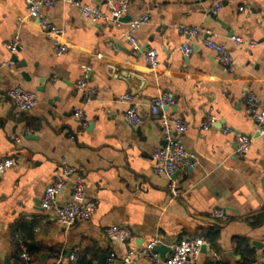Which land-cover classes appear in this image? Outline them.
<instances>
[{"label":"crops","instance_id":"crops-1","mask_svg":"<svg viewBox=\"0 0 264 264\" xmlns=\"http://www.w3.org/2000/svg\"><path fill=\"white\" fill-rule=\"evenodd\" d=\"M78 1L107 11L109 0ZM127 1L118 26L86 23L67 2L41 9L65 29L60 40L66 51L57 56L54 43L27 17L25 0H0V160L15 161L0 176V264H66L74 247L79 264H105L110 251L120 260L127 247L107 237L105 229L112 226L127 227L136 247L159 238L161 258L180 239L202 237L208 245L188 264H264V138L256 135L242 101L250 93L264 99V0ZM218 1L217 15L208 14ZM141 15L149 21L136 38L142 51L157 50L156 68L122 36L127 23ZM178 25L209 30L231 54L235 71L215 60L202 44L203 34L180 35ZM232 36L256 44L238 46ZM15 37L18 48L10 55L6 44ZM186 42L193 49L188 56L179 50ZM84 78L96 89L92 97L75 87ZM16 87L38 98L17 122L29 131L18 144L9 139L16 127L6 96ZM163 92L175 98L169 112L186 125L182 143L195 157L193 168L172 175L180 194L172 202L168 178L154 172L151 158L164 141L148 104ZM124 94L137 106L138 127L123 120ZM74 108L84 111V127L74 119ZM210 115L216 122L204 130ZM224 127L230 132L224 134ZM237 134L251 140L243 155L234 153ZM62 158L80 169L86 198L97 202L92 217L70 229L40 208ZM74 182L68 179L59 204L67 202ZM213 209L225 218H212ZM21 246L30 262L18 257Z\"/></svg>","mask_w":264,"mask_h":264},{"label":"built area","instance_id":"built-area-1","mask_svg":"<svg viewBox=\"0 0 264 264\" xmlns=\"http://www.w3.org/2000/svg\"><path fill=\"white\" fill-rule=\"evenodd\" d=\"M59 2H67L74 6L84 22L89 24H111L118 26L127 9V0H109L107 1V11L101 10L97 6H92L78 0H25L27 5V17L35 22L42 30L45 37L54 43V50L57 56L62 55L66 51V45L60 39L64 37L65 29L52 24L48 18L41 12V9H50ZM222 7V2L214 3L209 9L208 14L217 15ZM239 10H242L240 8ZM149 21L148 15H141L130 20L122 36L131 47L132 50L140 52L146 64L151 68H156L158 65L157 50L150 48L142 51L141 44L136 38L137 30L147 24ZM177 31L180 35L188 37H196L200 33L203 34V46L211 51L215 60L222 64L226 71L233 73L235 71L234 60L227 50L221 44L212 40L209 30H199L196 27H188L178 25ZM232 42L238 46H246L252 48L255 42L244 40L239 36H232ZM114 50L116 46L109 44ZM18 48V39L15 37L10 43L6 44V49L10 55H13ZM186 56L193 51L188 42L179 47ZM11 65L10 61L5 63ZM75 87L80 89L84 96L92 97L95 95L96 89L85 78L80 79L75 83ZM12 106V114L15 122V129L9 134V139L14 144L20 143L22 138L29 133L25 126H19L17 123L22 115L32 110L38 101L37 94L31 91H25L20 87L10 89L6 93ZM120 100L127 103L128 107L123 114L124 122L131 127H138L142 118L138 113L137 106L134 103L133 97L129 94L120 96ZM246 106L247 113L255 125L257 136L264 138V99H258L254 94L250 93L242 99ZM175 105V98L170 94L163 92L155 96L149 102V113L152 119L160 128L164 144L154 149L151 158L154 165V172L157 175H164L168 178L167 192L169 194V202L177 200L179 192L176 182L171 178L177 171L193 168L195 165V157L192 153L186 150L182 143L183 134L186 131V125L180 117L172 115L169 110ZM73 117L76 122L84 127L86 125V116L82 109L74 108ZM216 122V118L210 115L204 125L206 130L210 125ZM18 128V131H16ZM222 132L229 133L230 129L224 127ZM250 137L244 135H235L234 138V153L243 155L250 148ZM15 161L12 157H6L0 160V176L8 169L12 168ZM75 178L74 186L67 202L59 204L57 197L65 189L68 179ZM97 206L95 200H89L85 195V177L80 169L69 164L65 158H62L59 163L58 171L51 184L45 187L40 201V208L43 211H52L55 220L64 229L72 228L77 222L89 220ZM211 217L215 219H224L225 214L221 209H213ZM105 234L111 241H117L124 244L127 248L123 257L118 260L116 254L110 251L105 260V264H133L138 259H146L152 263L162 264H188L194 263L200 254L202 246L208 245V242L202 237L182 238L172 246L168 256L161 258L157 247L161 245L159 238L154 237L146 241L143 245L136 247L132 245V235L130 230L125 226H112L105 229ZM263 244V259H264V238ZM18 257L26 262L31 261V256L25 247L21 246ZM56 264H60L56 261ZM66 264H79L78 249L74 247L68 254Z\"/></svg>","mask_w":264,"mask_h":264},{"label":"water","instance_id":"water-1","mask_svg":"<svg viewBox=\"0 0 264 264\" xmlns=\"http://www.w3.org/2000/svg\"><path fill=\"white\" fill-rule=\"evenodd\" d=\"M121 20H123V19H121ZM135 132L136 133H138L139 131H138V128L135 130ZM205 249V246H202L201 247V250H204ZM157 250H158V252L161 254V256H162V246H158L157 247Z\"/></svg>","mask_w":264,"mask_h":264},{"label":"trees","instance_id":"trees-1","mask_svg":"<svg viewBox=\"0 0 264 264\" xmlns=\"http://www.w3.org/2000/svg\"><path fill=\"white\" fill-rule=\"evenodd\" d=\"M243 264H247L246 262H244Z\"/></svg>","mask_w":264,"mask_h":264}]
</instances>
